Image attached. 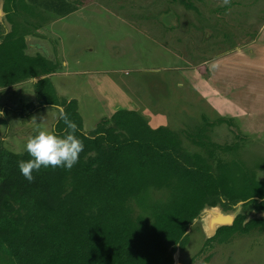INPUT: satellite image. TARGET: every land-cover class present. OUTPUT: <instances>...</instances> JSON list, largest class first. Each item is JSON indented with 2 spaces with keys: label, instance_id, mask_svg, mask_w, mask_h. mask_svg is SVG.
Wrapping results in <instances>:
<instances>
[{
  "label": "trees",
  "instance_id": "trees-1",
  "mask_svg": "<svg viewBox=\"0 0 264 264\" xmlns=\"http://www.w3.org/2000/svg\"><path fill=\"white\" fill-rule=\"evenodd\" d=\"M0 1L9 24L0 39V87L40 77L32 84L34 102L62 107L84 144L71 170L42 167L33 182L18 169L19 161L31 159L26 150L0 148V246L9 264H173L172 253L184 247L185 230L205 206L228 209L240 202L242 210L264 212V167L218 158L215 148L229 152L236 145L209 142L208 123L185 133L202 151L193 153L183 149L178 134L149 126L133 109L118 108L83 132L76 100L58 97L48 78L56 63L24 51V37L45 21L41 9L62 17L75 4ZM58 116L52 130L63 135ZM256 169L263 170L260 178ZM244 219L236 214L203 245L264 228V218Z\"/></svg>",
  "mask_w": 264,
  "mask_h": 264
},
{
  "label": "rangeland",
  "instance_id": "rangeland-1",
  "mask_svg": "<svg viewBox=\"0 0 264 264\" xmlns=\"http://www.w3.org/2000/svg\"><path fill=\"white\" fill-rule=\"evenodd\" d=\"M65 1L74 3L76 10L54 17L41 9L45 21L24 38L30 54L56 63L48 78L55 93L76 100L83 132H91L118 108L133 109L149 126H165L178 134L183 149L193 153L202 151L185 133L208 123L209 142L236 145L229 152L215 148L218 158L235 160L243 168L264 167V128L258 129L264 119H239L233 105H242L243 99L242 106L258 109L257 97L251 90L242 93L237 79L229 80L236 88L224 92L227 86L217 77L222 66L237 65L221 58L238 47L249 50L245 46L249 42L258 44L264 0H231L227 6L221 0ZM5 29L9 25L2 12L0 35ZM30 38L39 43H30ZM22 87L4 90L0 97L4 113L0 148L14 152L24 150L27 139L39 130L51 131L59 112L56 106L36 105L32 84ZM255 87V93L264 96V82ZM30 102L33 109L27 106ZM262 173L256 169L258 178ZM240 204L228 209L220 203L205 206L188 225L184 247L176 246L172 253L173 264H264V228L203 245L219 225L230 223L238 213L244 214V221L264 218V212L242 210ZM217 215L224 219H215ZM0 264H9L2 246Z\"/></svg>",
  "mask_w": 264,
  "mask_h": 264
},
{
  "label": "crops",
  "instance_id": "crops-1",
  "mask_svg": "<svg viewBox=\"0 0 264 264\" xmlns=\"http://www.w3.org/2000/svg\"><path fill=\"white\" fill-rule=\"evenodd\" d=\"M0 13H2L1 10ZM8 31L9 29H5L3 31V34L7 33ZM29 41L30 43H39V39L32 40V38H30ZM257 42L258 44H254L253 42L247 43L245 46L247 49L250 47L249 50L243 51L241 50V47L240 49L238 47V49L236 48L233 53H229L226 57L221 58L224 63L228 61V63L235 62L234 64H237L236 66H233V64H226L225 66H222V69L218 72L217 77H220L223 80V83L226 84L228 89L224 92H228L230 89L236 88V86L231 84L229 80L237 79L239 89L242 90V93H249L248 91L251 90L254 96L257 97L258 103L261 105L258 106V109L255 107L254 110H248L247 108L242 106L245 103L243 99L241 100L242 105L240 103L237 105L233 103V105L237 109V113L235 114V116H237V118L239 119H244V117L259 118L260 120L264 119V96L255 93L256 84L264 82V24L258 29ZM26 45L27 49L25 50V52L29 55H32L30 54L32 49L29 48V42H26ZM233 67H235L236 69L234 70ZM52 74L53 73H50L48 74V76ZM38 78H29L6 87H0V97H3L4 90H21L24 88L22 87V85H24L26 82L33 84V82ZM57 96L61 97L58 94ZM260 125L261 128L259 127L258 129L264 128L261 123Z\"/></svg>",
  "mask_w": 264,
  "mask_h": 264
},
{
  "label": "clouds",
  "instance_id": "clouds-1",
  "mask_svg": "<svg viewBox=\"0 0 264 264\" xmlns=\"http://www.w3.org/2000/svg\"><path fill=\"white\" fill-rule=\"evenodd\" d=\"M231 0H221L222 6L229 5ZM216 67L215 64L212 65ZM53 107V106H52ZM58 120L63 121L65 128L63 135L52 131L39 130L34 136H30L25 144V150L31 157L28 161H19L18 169L23 177L33 182V172H39L43 168H65L71 170L79 161L80 153L84 151V144L76 133L79 131L77 124L72 121L67 112L60 106ZM4 113L0 111V116Z\"/></svg>",
  "mask_w": 264,
  "mask_h": 264
},
{
  "label": "bare ground",
  "instance_id": "bare-ground-1",
  "mask_svg": "<svg viewBox=\"0 0 264 264\" xmlns=\"http://www.w3.org/2000/svg\"><path fill=\"white\" fill-rule=\"evenodd\" d=\"M216 218L215 219H217V220H222V219H224V218H222V216L221 215H217V216H215ZM225 217V216H224ZM213 228H212V226L211 227H209V230H212Z\"/></svg>",
  "mask_w": 264,
  "mask_h": 264
},
{
  "label": "water",
  "instance_id": "water-1",
  "mask_svg": "<svg viewBox=\"0 0 264 264\" xmlns=\"http://www.w3.org/2000/svg\"><path fill=\"white\" fill-rule=\"evenodd\" d=\"M231 222V221H230ZM223 224H229V223H223ZM222 225V224H221ZM184 233H187V229L185 230V232Z\"/></svg>",
  "mask_w": 264,
  "mask_h": 264
}]
</instances>
